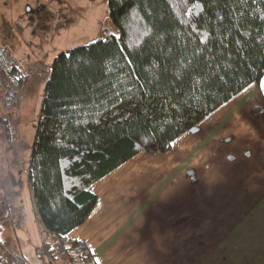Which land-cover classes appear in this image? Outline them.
<instances>
[{
  "label": "trees",
  "instance_id": "obj_1",
  "mask_svg": "<svg viewBox=\"0 0 264 264\" xmlns=\"http://www.w3.org/2000/svg\"><path fill=\"white\" fill-rule=\"evenodd\" d=\"M107 4L119 33L56 55L37 119L28 183L54 263L99 264L86 241L68 237L98 202L94 183L141 152H169L176 139L264 78V0ZM106 29L103 22L101 33ZM24 70L8 48L0 49L5 104L33 72ZM2 202L0 233L11 217Z\"/></svg>",
  "mask_w": 264,
  "mask_h": 264
},
{
  "label": "crops",
  "instance_id": "obj_2",
  "mask_svg": "<svg viewBox=\"0 0 264 264\" xmlns=\"http://www.w3.org/2000/svg\"><path fill=\"white\" fill-rule=\"evenodd\" d=\"M228 136L232 140L233 150L225 154L227 164L236 163H232V157H258L256 166H249L248 171L238 173L246 179L253 178L256 181L185 184L181 187L187 199L184 205L190 206L191 211L188 207L185 209L187 216L181 217L182 221H185L183 226H169L167 230L160 229L155 233H145L140 231V228L135 232L132 228L122 230L123 244L127 243V249L118 248L120 246L114 245L113 239L119 235L115 236V230L121 227H114L110 217L117 205L114 203L111 212H107V204L102 199L114 186L116 175L121 174L118 178L120 181L122 174L127 176L130 172L138 170V167L131 165L144 161L143 155L147 154L141 152L90 187L98 195V202L86 222L72 229L68 237L86 241L99 264H264V78L260 83L253 82L247 86L176 139L172 149H179V156L185 152L184 159L195 166L201 164L205 156L206 160L208 159V144L216 142L214 146L218 147ZM194 138L196 142L193 141ZM216 138H222L221 142ZM182 139H186V144L192 141L191 145L185 144L184 147L178 148L177 144ZM171 150L160 153L158 157L171 158ZM161 161L157 158L155 164ZM130 163L132 164L129 165ZM216 163L217 160L214 162L215 166ZM202 165V171L205 173L206 163ZM187 167L184 169L191 173V168ZM160 170L168 169L162 167ZM14 171L10 172V179L17 193L20 221L15 227L14 251L8 250L6 246L0 248V264H20L17 254L23 255L28 264H61L54 263L43 247L31 199L28 172L26 171V185L18 189L17 185H14V181H17ZM109 178L113 181H109ZM21 193L23 196H20ZM194 200L200 202V208L196 211L193 208L198 204H193ZM218 208L223 211H216ZM221 214H232L234 227L229 226L226 232H218V228L212 225L225 221L224 215ZM128 215L130 213L121 216L127 220ZM141 222L143 219L138 212L134 223ZM204 227L207 228L200 229ZM110 246L116 248L112 250ZM15 249L19 252L16 253ZM66 261L71 264L70 260Z\"/></svg>",
  "mask_w": 264,
  "mask_h": 264
},
{
  "label": "rangeland",
  "instance_id": "obj_3",
  "mask_svg": "<svg viewBox=\"0 0 264 264\" xmlns=\"http://www.w3.org/2000/svg\"><path fill=\"white\" fill-rule=\"evenodd\" d=\"M103 22L110 29L101 33ZM118 33V29L113 27L108 16L107 0H0V49L8 48L14 59L19 61L22 69H27L24 71H33L27 73L30 74V78L19 87L17 96H13L11 104L10 101H7L8 104L4 103L3 94L6 91L0 86V201H3L2 205L7 201L6 212L11 215L10 223L0 233V238L8 250L14 251L15 227L20 221L17 193L14 191L10 172L15 170L17 181H14V185H17L18 189L26 185L32 144L36 135L35 127L54 58L61 51L77 43L86 44L95 40L97 36L101 35L105 38L110 34ZM217 139H220V142L222 140V138ZM185 140L178 142L177 147H184ZM193 141L196 142V139L194 138ZM191 143L192 141L186 146ZM215 143L208 144L210 148L208 159L206 160L205 156L201 164L195 166L184 159L185 152L179 156V149H172L171 158L162 159L158 157L159 154L145 153L147 155H143L144 161L141 164L139 162L129 164L138 167L137 171L130 172L127 176L122 174L120 181L118 178L121 174L116 175L114 186L103 195L102 199L107 204V212H111L114 203L117 205L110 216L114 227H121L115 230L116 233L114 232L115 236L119 234L113 239L114 245L118 244L120 246L118 248L127 249V243H124L125 246L123 244L122 230L132 228L135 232L140 228V231L145 233H155L156 230H167L169 226H183L185 221L183 222L181 217L187 216L185 211L187 207L190 210V206L184 205L187 199L185 192L181 190L185 184L256 181L253 178L246 179L238 173L248 171L249 166H256L258 157L249 159L248 156L247 159L232 157V163L235 161L236 163L227 164L225 154L233 150L232 140L228 136L218 147L214 146ZM157 158L162 161L156 165ZM204 163H206L205 173L202 171ZM162 167L168 170H160ZM185 167L191 168V173L186 171ZM234 167L240 168L234 169ZM118 171L121 172L120 169ZM109 179L113 181L112 178ZM20 196L23 194L21 193ZM196 202L198 206L193 208L194 211L200 208L198 200H194L193 204ZM28 208H30L29 203ZM216 211L223 210L218 208ZM138 212L143 219L139 224L134 223ZM127 213L130 215L126 220L121 215ZM221 215H224L225 221L212 225L218 228V232H226L229 226L234 227L232 214ZM175 220H177L176 224ZM205 228L207 227L200 229ZM114 248L116 247L111 249ZM15 251L19 252L18 249ZM18 255L21 254L16 256Z\"/></svg>",
  "mask_w": 264,
  "mask_h": 264
}]
</instances>
